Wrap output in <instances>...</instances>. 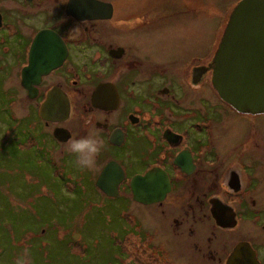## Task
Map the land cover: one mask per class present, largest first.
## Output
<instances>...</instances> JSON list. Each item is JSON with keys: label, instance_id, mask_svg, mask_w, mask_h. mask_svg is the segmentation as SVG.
I'll return each instance as SVG.
<instances>
[{"label": "flooded vegetation", "instance_id": "flooded-vegetation-1", "mask_svg": "<svg viewBox=\"0 0 264 264\" xmlns=\"http://www.w3.org/2000/svg\"><path fill=\"white\" fill-rule=\"evenodd\" d=\"M94 1L0 0V94L15 97L12 112L17 102L25 107L13 117L27 123L26 141H37L36 132L65 146L98 138L88 169L75 154L46 152L72 167L84 205L98 204L90 192L131 199L112 205L137 222L140 264H225L239 242L264 264V113L238 112L212 85L215 39L194 25L212 6ZM108 164L121 176L118 196L95 184ZM136 175L141 190L147 184L163 196L133 200Z\"/></svg>", "mask_w": 264, "mask_h": 264}, {"label": "rangeland", "instance_id": "rangeland-1", "mask_svg": "<svg viewBox=\"0 0 264 264\" xmlns=\"http://www.w3.org/2000/svg\"><path fill=\"white\" fill-rule=\"evenodd\" d=\"M206 2L212 9L208 13L207 9L200 13L202 16L194 25L208 27L209 41L215 39V45L210 49L213 53L217 47V38L222 34L228 18L220 15L229 12L236 4L233 5V0ZM138 3L137 5L135 3L132 10H136ZM195 4L194 0L193 5ZM14 98L0 94V191L3 192L0 196V209L4 202L9 200L13 208L24 207L25 210L15 211V214L20 212L18 216L25 217L20 224L14 226L11 224L15 217L14 213L13 219L0 217V264H14L15 257L26 248L33 258V264H140L137 222L131 217H126L122 207L112 205L131 202V199L122 197L113 200L99 193L90 192L89 197L98 203L91 205L90 208L77 202L72 203L70 199L72 195L68 194L67 187L61 181L51 182L53 184L43 183L49 166L47 162L35 161L38 158L36 156L38 149L42 148L45 155L49 153L46 150H57L58 156L65 153L68 157L73 156V153L68 151V146L57 141H42V136L37 132L35 133L37 141H26L30 131L27 123L23 121L24 123L19 125L13 117V112L15 116L22 117L25 114V107L22 102L20 104L17 102L12 112L9 104ZM29 144L34 145L31 149L25 150ZM19 148L27 153L21 152ZM16 151L21 153L20 155L26 154L31 157H24L22 160ZM13 153L17 155L13 157ZM26 171L32 174L38 172L40 183L32 185L33 176L28 173L22 175ZM49 178L51 180V175ZM10 188L13 189L11 191L20 194V198L16 197L14 200L13 196L9 197L7 192L10 193ZM99 202L106 204L103 206ZM136 208L135 213L138 217L135 218L140 219V205ZM40 209L48 214L49 220L52 218L58 230L55 226L43 228L37 226L36 214ZM26 223L27 226H24ZM75 235H78V238H75ZM137 236L138 240L135 238ZM71 238L78 243H71Z\"/></svg>", "mask_w": 264, "mask_h": 264}, {"label": "water", "instance_id": "water-1", "mask_svg": "<svg viewBox=\"0 0 264 264\" xmlns=\"http://www.w3.org/2000/svg\"><path fill=\"white\" fill-rule=\"evenodd\" d=\"M210 68L212 85L226 103L241 113H264V0H241L234 6ZM45 107L43 105L41 110ZM120 178L108 164L96 178L95 184L106 195L118 196ZM143 180L140 175L131 179L133 200L139 203L154 202L163 196V193L150 189L147 184L141 190ZM225 264L260 262L248 242H239Z\"/></svg>", "mask_w": 264, "mask_h": 264}, {"label": "trees", "instance_id": "trees-1", "mask_svg": "<svg viewBox=\"0 0 264 264\" xmlns=\"http://www.w3.org/2000/svg\"><path fill=\"white\" fill-rule=\"evenodd\" d=\"M41 152V151H39ZM14 155H17L15 153H13ZM39 159L37 158L35 161L36 162H47L48 163V168L49 171L47 172V176H44L43 178H45V180L43 181V183H51V182H59L61 181L66 187H67V192L68 194H71V202L72 203H78L80 205H84V202H88V199L85 197V193L83 192V190H79V188L76 187L75 185V177H74V173L72 171V167H69V163L63 161H56L53 157V153L49 152L47 155H45L42 151V153L38 155ZM21 158V157H20ZM25 158H22V160ZM24 172V171H23ZM32 175L33 179L31 180L34 184V186L38 185L40 183V175L38 172H33L29 173L28 171H26V173L22 174L25 175ZM4 173H2L3 175ZM5 175H7V173H5ZM44 175V174H43ZM49 175H51V180L49 178ZM6 178V177H5ZM8 180V179H7ZM30 181V182H31ZM53 184V183H51ZM10 185V183H9ZM11 186V185H10ZM45 187V185H43V188ZM12 188H10V193L7 192L9 197H14V200H16L15 198H20V194L15 193ZM16 194V195H14ZM3 195V192L0 191V196ZM12 197V198H13ZM7 200V199H6ZM12 202L7 200V202H4V206L2 205V209H0V217L1 218H6V217H10L13 220L12 226L16 225V224H20L22 218H24L25 216L23 215H19L20 212H18L17 214H15V211H20V210H25L24 207H11L12 205H10ZM21 205V203H20ZM23 212V211H21ZM25 212V211H24ZM14 213V216H13ZM37 217V226H39L40 228L46 227V226H55L56 230H58V226L56 223L52 222V218L47 217L48 214H46L44 212L43 209H40V212H38L36 214ZM27 226V223L24 225ZM72 236V235H71ZM71 243H78V241L74 240L71 238Z\"/></svg>", "mask_w": 264, "mask_h": 264}, {"label": "clouds", "instance_id": "clouds-1", "mask_svg": "<svg viewBox=\"0 0 264 264\" xmlns=\"http://www.w3.org/2000/svg\"><path fill=\"white\" fill-rule=\"evenodd\" d=\"M101 147L98 138L92 134L73 139L68 145V151L75 154L76 164L80 169H88L95 165ZM14 264H33V258L27 248L15 257Z\"/></svg>", "mask_w": 264, "mask_h": 264}]
</instances>
